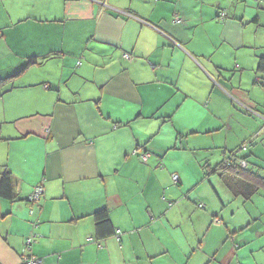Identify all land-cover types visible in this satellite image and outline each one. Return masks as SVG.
Masks as SVG:
<instances>
[{"label":"crops","instance_id":"obj_1","mask_svg":"<svg viewBox=\"0 0 264 264\" xmlns=\"http://www.w3.org/2000/svg\"><path fill=\"white\" fill-rule=\"evenodd\" d=\"M259 1L0 0V177L16 198H0V264H264V190L245 200L242 183L202 176L198 198L199 159L187 179L164 157L212 147L217 166L236 146L264 177ZM103 209L114 234L97 238Z\"/></svg>","mask_w":264,"mask_h":264},{"label":"rangeland","instance_id":"obj_2","mask_svg":"<svg viewBox=\"0 0 264 264\" xmlns=\"http://www.w3.org/2000/svg\"><path fill=\"white\" fill-rule=\"evenodd\" d=\"M230 75H233V74L230 73ZM247 82H250V83H247L246 87H248L249 89H252V90L254 89V92H255L256 88H253V84H252L253 81L250 80V81H247ZM250 92H253V91H250ZM234 106H235V108H236V110L238 112L240 111L239 109H241V110L244 109V108H242L239 105L238 106L234 105ZM177 118H178V115H174L173 117H171V119H177ZM171 119H169V120H171ZM165 126H169L171 131H174L173 121H169V122L165 123ZM6 127L7 126L4 125L3 129H7ZM201 146H206V145H201ZM240 146L241 145L238 144V148H240ZM235 148H236V146L232 147L231 149H228L229 151L226 152V157H228L229 156V152L235 150ZM167 153H174L176 155L175 160L173 161V163H175L177 165V167L185 174L187 179L189 177V173H188V168H187V163H186V157L190 156V157H195L196 159H199V161L197 163V166H198L197 170L200 173H198L194 169V167L193 168L189 167V170H190L191 174L195 173L199 177L198 181L195 182V184L197 185L196 189H195L197 191L196 193H199L198 198L200 197V194L203 191H206L207 194L208 193H212V191L210 189H208V188H200V185H202V187H204V185H208V187L210 188V186L208 184L209 182H210V184H213V185L217 184L218 186H219V183H221L220 180H219V178H220L219 175H222V173L221 172H217L216 175H211V170H213V169H211V170H209V169L210 168H215V161H213L214 156H215V154H217V157H221L223 155V150L214 149L212 147H201L199 149H190V150H181L180 151L179 149L175 148V149H172L171 151L166 152L164 154V157L166 156ZM236 153H238V152H236ZM170 155H172V154H170ZM205 165H208L210 168H208L207 170L204 169L203 172H202V170L200 168H202ZM202 176H203V178H202ZM204 176H206V177H204ZM201 178L204 179L203 184H200ZM193 186L194 185L192 184V186L186 188L185 191L188 192L190 189L193 188ZM203 196H205V195L201 194V197H203ZM190 199H191V201H194L193 197H191ZM195 200H196V198H195ZM252 202H256L255 203V207H256V209L258 211L256 216H258V214L262 215L263 216V221H264V192H262V191L259 192L255 197H253ZM200 204H202V203H200ZM208 206L209 205H207V207ZM195 207L197 209V205H195ZM246 208H247V210L246 211L244 210L245 213H247V214L253 213L252 212V207L250 206V204H248L246 206ZM206 210L208 211V208H206ZM232 212H234L235 216L239 215L237 206H236V208H234V210L231 211V213ZM227 214L228 213H226V215ZM241 254L247 255L248 258L244 259V262L245 261L249 262V258H251V254H250V251H249V249L247 247H245L241 251ZM197 255H200V253H197Z\"/></svg>","mask_w":264,"mask_h":264},{"label":"trees","instance_id":"obj_3","mask_svg":"<svg viewBox=\"0 0 264 264\" xmlns=\"http://www.w3.org/2000/svg\"><path fill=\"white\" fill-rule=\"evenodd\" d=\"M25 68H27V66ZM257 70L258 72L264 74V58H261L259 60ZM8 79L9 78H6V80ZM10 79H12V77H10ZM0 84H2V81H0ZM203 168L205 170L208 169L207 166H203ZM213 170L215 173L221 172L224 176L226 175L228 183L232 178L234 179L236 184L242 183L244 185L243 198L245 200H249V198L257 194V192H259L260 190H264V177L260 176L257 172L248 169L247 167L240 168L236 163H226L225 161H222L221 163H219V165L215 166ZM0 198H3L6 201H13L16 199L14 194L12 176L7 170H4L1 173ZM200 205H198L199 208H201ZM93 219L94 232L97 238H105L114 234V229L109 220L107 210L103 209L97 211L96 213H94Z\"/></svg>","mask_w":264,"mask_h":264},{"label":"built area","instance_id":"obj_4","mask_svg":"<svg viewBox=\"0 0 264 264\" xmlns=\"http://www.w3.org/2000/svg\"><path fill=\"white\" fill-rule=\"evenodd\" d=\"M260 3H262L264 5V0H260ZM224 16L225 13L224 12H220L218 14V18L220 21L224 20ZM180 20L177 18V20H175V22H179ZM125 59H129L128 55H124ZM252 112V111H250ZM247 146H242L240 148L241 151H246ZM149 157V155L147 153H142L140 154V158L145 161L147 158ZM226 163H236L240 168H246L247 166V162L245 161L244 158H240L239 156H237L235 153H232L228 156L227 159L224 160ZM172 181L176 184L178 182V176L177 175H172ZM42 188L40 185L36 186L32 192V194L29 196V202L33 203V202H37L39 200L40 195L42 194ZM201 208L204 207V205H200ZM121 234L120 231H115V235L118 237ZM38 235H32L30 237H28L25 240V247L27 249H29L31 247V245L35 242L36 238ZM21 261L22 264H42V261L40 259H36L34 257L31 256H27V255H23L21 257Z\"/></svg>","mask_w":264,"mask_h":264},{"label":"water","instance_id":"obj_5","mask_svg":"<svg viewBox=\"0 0 264 264\" xmlns=\"http://www.w3.org/2000/svg\"><path fill=\"white\" fill-rule=\"evenodd\" d=\"M240 157V156H239ZM240 158H244V157H240ZM245 159V158H244Z\"/></svg>","mask_w":264,"mask_h":264}]
</instances>
